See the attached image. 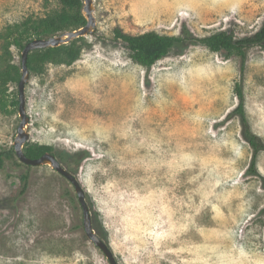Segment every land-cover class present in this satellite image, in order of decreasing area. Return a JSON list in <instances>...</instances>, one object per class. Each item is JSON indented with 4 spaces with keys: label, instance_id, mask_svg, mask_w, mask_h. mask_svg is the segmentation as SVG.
Here are the masks:
<instances>
[{
    "label": "rangeland",
    "instance_id": "374dc122",
    "mask_svg": "<svg viewBox=\"0 0 264 264\" xmlns=\"http://www.w3.org/2000/svg\"><path fill=\"white\" fill-rule=\"evenodd\" d=\"M93 5L96 25L80 57L30 72L24 147L69 153L94 229L108 231L119 264H264V151L259 176L249 174L253 152L234 91L242 81L250 127L264 140V47L246 50L241 72L236 53L194 40L254 34L264 26V0ZM61 8L58 0H0V35ZM116 26L186 39L145 68L115 39ZM20 64L21 50L0 38V69ZM9 88L0 103V151L14 147L21 121L11 104L18 84ZM29 166L6 161L0 169V264H110L85 233L71 183L50 165ZM26 171L29 188L20 195Z\"/></svg>",
    "mask_w": 264,
    "mask_h": 264
},
{
    "label": "trees",
    "instance_id": "16d2710c",
    "mask_svg": "<svg viewBox=\"0 0 264 264\" xmlns=\"http://www.w3.org/2000/svg\"><path fill=\"white\" fill-rule=\"evenodd\" d=\"M58 1L62 5L60 11L38 19L28 18L22 23L10 25L6 31L0 35V38L5 42L6 46L15 45L22 52L25 44L34 37H51L86 25L87 19L83 14V0ZM113 32L115 39L122 41L126 45L130 58L135 63L145 68H151L157 61L168 55L172 48L178 43L186 39L182 36L163 34L155 30L145 31L139 34H130L124 31L120 26H116ZM194 40L207 46L212 51L222 52L225 50L236 53L241 59V72H243L247 61L246 50L249 47L257 45L264 47V26L254 34L242 38H236L227 31H218L201 38H195ZM84 48L85 36H82L73 39L68 44L34 50L28 55V69L30 72L40 73L44 70L47 63L71 65L80 57ZM20 77L21 64L19 66L8 65L0 69V103H4L9 96L10 84H18ZM234 91L238 99L235 112L239 115L242 122V135L253 152L247 172L259 176L257 170V157L259 152L264 151V140L254 133L250 127L244 106L245 96L242 81L236 83ZM11 104L13 107L19 105L17 96L12 99ZM24 151L30 158H38L45 153H54L62 164L67 163L63 164L64 166L71 172L73 171L69 168L71 165L68 163L70 155L66 151L57 154L53 146L38 143L26 144ZM79 160L75 162L79 163ZM6 161H16L18 166L30 167L16 160L14 147L0 151V169L4 166ZM29 176L28 171L20 176V195L25 194L29 188ZM66 196L72 202H75V198L70 191L66 193ZM99 235L109 245L107 239L108 231L104 228H100Z\"/></svg>",
    "mask_w": 264,
    "mask_h": 264
},
{
    "label": "water",
    "instance_id": "95a60500",
    "mask_svg": "<svg viewBox=\"0 0 264 264\" xmlns=\"http://www.w3.org/2000/svg\"><path fill=\"white\" fill-rule=\"evenodd\" d=\"M83 14L87 19L86 25L77 29H71L51 37H38L28 41L21 52V77L18 83V100L19 115L21 118L18 126V134L14 143V150L19 161L26 165H50L61 176L65 177L73 186L79 203L83 210V227L87 237L104 253L110 264H119L110 246L95 231L93 226L92 214L86 199L84 188L76 175L64 166L54 153H45L38 158H30L25 154L24 145L28 141L29 135L25 127L30 121V116L26 110L25 87L30 77V71L27 66L28 55L37 49H46L49 47H57L62 44H68L73 39L87 36L94 31L96 18L93 14V0H83Z\"/></svg>",
    "mask_w": 264,
    "mask_h": 264
}]
</instances>
